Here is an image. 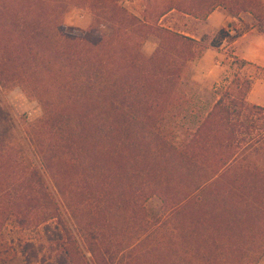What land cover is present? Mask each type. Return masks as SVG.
Here are the masks:
<instances>
[{"label":"trees","instance_id":"trees-1","mask_svg":"<svg viewBox=\"0 0 264 264\" xmlns=\"http://www.w3.org/2000/svg\"><path fill=\"white\" fill-rule=\"evenodd\" d=\"M72 8L93 16L86 30L68 25ZM217 8L264 32V0H145L140 16L119 0H0V89L43 111L21 146L0 103V264H261L254 82L235 75L206 113L188 88L196 61L250 29L207 44L161 23Z\"/></svg>","mask_w":264,"mask_h":264},{"label":"rangeland","instance_id":"rangeland-1","mask_svg":"<svg viewBox=\"0 0 264 264\" xmlns=\"http://www.w3.org/2000/svg\"><path fill=\"white\" fill-rule=\"evenodd\" d=\"M126 8L133 10L137 15H141L144 9L145 0H119ZM213 19L197 20L190 16H184L176 12L167 15L161 23L175 31L185 34L197 40L205 39L209 44L212 39L222 28L228 25L237 26L238 28H247L261 32L260 24L249 13H241L239 16H233L223 8H217L212 14ZM229 21H228V20ZM93 22V16L85 9L72 8L67 16V23L71 28L79 31L86 30ZM227 22V23H226ZM102 31L109 35L111 29L108 25L103 26ZM233 33V31H232ZM232 43H224L219 50L211 49L210 52L204 54L203 57L193 64L191 71V82L188 85L190 95L202 113L209 111L218 100L217 90H220L226 83L231 82L234 76L239 74L242 77L252 78L253 82L264 84V68L253 67L246 64L243 68L240 58L234 55V51L230 48ZM157 41L149 39L144 45V51L151 54L155 51ZM220 53L224 54L220 65ZM221 69V74H220ZM221 76V78H220ZM6 104L9 110V117L13 121L11 130L8 131L16 141L23 146L25 138H28L27 131L42 117L43 111L40 105L35 101H30L20 89H13L4 92L0 89V103ZM0 120V130L3 128ZM24 149L27 150L26 145ZM28 156V157H27ZM27 160L33 162V157L29 153ZM259 165L264 166V157L253 159ZM162 203L158 198H153L148 202V209L152 214H159ZM261 264H264V259Z\"/></svg>","mask_w":264,"mask_h":264},{"label":"crops","instance_id":"crops-1","mask_svg":"<svg viewBox=\"0 0 264 264\" xmlns=\"http://www.w3.org/2000/svg\"><path fill=\"white\" fill-rule=\"evenodd\" d=\"M211 19H213L212 15L208 18V21ZM230 48L234 51L236 57L246 61L248 65L264 68V33L257 32L255 29L248 31L237 41L232 43ZM210 50L211 49H209L208 52H210ZM223 56L224 54L220 53V65ZM205 57L206 56L203 57L202 63L205 60ZM248 101L254 105L264 107V84L259 82L253 84L252 90L248 95Z\"/></svg>","mask_w":264,"mask_h":264}]
</instances>
